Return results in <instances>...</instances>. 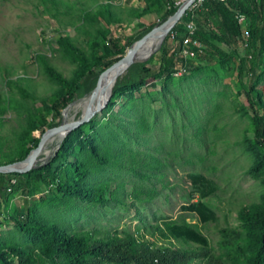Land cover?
<instances>
[{"label":"rangeland","instance_id":"obj_1","mask_svg":"<svg viewBox=\"0 0 264 264\" xmlns=\"http://www.w3.org/2000/svg\"><path fill=\"white\" fill-rule=\"evenodd\" d=\"M108 1L0 0V94L6 106L0 111V158H5L4 150L17 157L24 145L42 138L40 128H50L51 103L63 92L64 79L73 82L85 71V64L59 42L61 37L76 44L90 61L97 53L95 43L101 52L110 50L105 35L119 38L127 54L140 31L162 20L169 8L168 0H110L112 7ZM173 1L181 5L185 0ZM100 6L110 23L96 15ZM240 23L237 33L246 38L248 21ZM262 47L264 51V37ZM238 52L228 64L203 62L197 71H173L112 94L101 111L73 129L70 144L58 158L49 154L53 143L48 142L38 163L45 160L52 171L67 172L71 184L89 191L85 196L69 195L55 185L53 191H35L32 174L27 175L36 220L98 237L130 235L151 245L195 249L191 264H207L197 244L160 238L156 226L161 221L185 220L207 236L209 254L239 244L249 264L261 226L243 214H264V151L254 142L255 116L245 89L253 83L264 91V55L256 60L261 72L253 82L248 69L240 72V59L246 57L243 44ZM39 54L48 57L63 80L50 72ZM81 106L73 104L65 120ZM77 163L85 174L77 172ZM191 173L217 183V191L205 199L216 221L203 223L197 213L183 209L199 197ZM102 190L100 200L97 194ZM26 209L19 194L3 207L0 250L8 263L0 259V264H19L12 246L42 251L43 232H27L11 219ZM224 228L240 234L232 238L233 245L223 235ZM63 262L57 257L43 264Z\"/></svg>","mask_w":264,"mask_h":264},{"label":"trees","instance_id":"obj_2","mask_svg":"<svg viewBox=\"0 0 264 264\" xmlns=\"http://www.w3.org/2000/svg\"><path fill=\"white\" fill-rule=\"evenodd\" d=\"M168 3L169 8L164 12L163 18L174 14L180 6L173 0H168ZM106 4L113 6L110 0ZM102 7L104 6H100L96 15L105 23H110V20L105 19L107 15L102 12ZM240 14L245 15L248 21L247 32L249 35L246 34V38L237 33L241 24L238 18ZM191 19L197 24L194 37L198 38L205 47L196 58L185 59L181 55V50L183 39L187 34L186 24ZM162 29L163 27L157 31ZM142 32L143 30L129 45L133 44ZM104 37L110 50L101 52L100 45L95 43L98 49L92 61L88 60L84 52L67 37L59 39V42L65 45L74 59L81 60L85 64L86 69L73 82L64 79L63 92L57 95L51 103L53 119L49 124L50 128L61 124L66 119L67 114L65 113L67 112L68 115L71 113L69 108L73 104L81 102L83 105L94 89L98 76L125 55L118 45L119 38L114 35H105ZM263 37L264 0H229L227 3L219 0H202L194 11L188 10L183 18L174 25L149 60L136 63L128 74L114 86L113 95L123 88L137 87L152 79L168 75L181 65H187V71H197L203 62L228 64L232 57L239 53L238 48L242 44L246 57L240 59V72L248 69L253 77V82H255L261 72V67L256 60L264 55ZM37 57L44 62L54 76L63 80L47 56L39 54ZM245 95L250 110L255 116L254 142L264 151V91L257 89L252 83L246 87ZM5 107V102L0 94V111ZM2 119L0 118L1 121ZM40 130L42 134L45 132L42 127ZM74 132L75 130H72L63 140L56 153V158L62 156L67 149ZM39 142L40 138L32 139V142L22 147L17 157H14L12 152L4 150L5 158H0V164L13 163L26 158L38 146ZM109 152L110 148H107V153ZM39 164L37 168L25 173L0 172V216L5 203H8L14 195L19 194L24 197L27 209L20 216L12 217V221L27 232L40 231L45 235L42 240L41 253L19 246L10 247V252L18 257L19 264H43L45 259L53 260L57 257L62 258L64 264H191V259L198 252L195 249L177 247L176 245L171 247L164 243L151 245L147 240H139L130 235L115 234L98 237L90 232H73L53 223L38 222L33 207L29 205L31 186L27 181V175L32 174V186L35 191L40 192L43 187H50L53 191L55 188H52V185H55L57 190H63L69 195L85 196L89 191L87 187L71 184L67 172L52 171L45 160ZM74 167L81 175L85 174L86 170L82 164H74ZM189 179L197 189L199 197L196 201L184 205L183 209L197 213L203 223L216 221L218 217L205 199L217 191V183L202 173H191ZM97 196L103 200L104 191L98 192ZM243 216L248 221L256 222L261 226L256 252L252 261L248 263L264 264V214L260 218L255 216L253 211L246 210ZM156 229L159 231L160 238L165 241L181 240L186 244H197L207 256V264L247 263L244 259L246 253L239 244L233 250L221 254H209L210 241L207 236L185 220L180 222L172 219L163 220L157 224ZM222 232L232 245V238H237L240 235L238 231L228 228L222 229ZM5 255L6 253L0 250V259L8 263V258Z\"/></svg>","mask_w":264,"mask_h":264},{"label":"water","instance_id":"obj_3","mask_svg":"<svg viewBox=\"0 0 264 264\" xmlns=\"http://www.w3.org/2000/svg\"><path fill=\"white\" fill-rule=\"evenodd\" d=\"M198 0H185L178 8V10L172 14L171 16H168L166 18H163L159 22H157L154 26L151 28L143 31L141 35L138 37V39L134 42L132 45V48L130 51L125 54L121 59L113 63L111 66H109L105 71H103L97 78V82L95 84L94 89L89 94L88 98L84 102V104L81 106V108L75 112V114L72 116L70 120H64L61 124L51 127L48 130H46L40 139V142L36 148H34L31 153L24 159L20 161H16L13 163L8 164H0V172H20L25 173L28 172L34 168H37L40 164L38 163L39 160V154L40 152L46 147L45 142H52L53 146L51 147V150L49 151V154H56L63 142V140L66 138V136L75 128L80 126L85 121L89 120L95 113L101 111L108 103L110 97L113 94V88L114 86L120 82L131 70V68L138 62H145L150 59V57L153 55L155 50L147 57H144L142 54L143 46L145 45V41L143 37L150 32L152 29H159L166 23H169L168 30L166 31V35L168 32L174 27V25L181 20V18L184 16V14L187 12V10ZM165 35V36H166ZM165 37H163L162 41ZM161 41V42H162ZM127 59L129 62L126 65L125 69L116 77L110 80L111 82V88L109 90V93L105 100L101 102L98 105H94L93 101L95 96L100 90V78L107 76L110 74L111 70L121 61ZM94 105V106H93ZM88 111V113H86ZM57 135H52L53 132L56 130H59ZM51 134V135H50Z\"/></svg>","mask_w":264,"mask_h":264},{"label":"bare ground","instance_id":"obj_4","mask_svg":"<svg viewBox=\"0 0 264 264\" xmlns=\"http://www.w3.org/2000/svg\"><path fill=\"white\" fill-rule=\"evenodd\" d=\"M162 27H163V29L160 30L159 32H157V29H152L150 32H148L143 37V39L145 41V45L143 46V50H142L143 54L142 55L144 57L149 56L156 49V47L160 44L163 37H165V35H166V31L168 30L169 23H166ZM128 62L129 61L127 59L119 62L111 70L109 75L100 78V90L94 98V101H93L94 105H98L105 100V98L107 97L109 90L111 88L110 80L113 79L114 77H116L117 75H119L125 69ZM86 113H88V111ZM59 131H60V129L56 130L55 132L52 133V135H57ZM46 144H47V142H45V145Z\"/></svg>","mask_w":264,"mask_h":264},{"label":"built area","instance_id":"obj_5","mask_svg":"<svg viewBox=\"0 0 264 264\" xmlns=\"http://www.w3.org/2000/svg\"><path fill=\"white\" fill-rule=\"evenodd\" d=\"M198 1L199 4L202 2V0H198ZM219 1L227 3L229 0H219ZM193 5L196 8L197 5L195 3ZM195 8H192L191 10L194 11ZM238 18L240 22L247 21L245 15L243 14H240ZM186 25H187V34L183 39V47L181 50V55L185 59L196 58L198 54L203 52L205 46L198 38L194 37L195 31L197 30L196 22L193 19H191L187 22ZM246 34L249 35L248 32ZM174 71L186 72L187 65H181Z\"/></svg>","mask_w":264,"mask_h":264}]
</instances>
